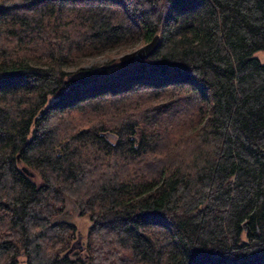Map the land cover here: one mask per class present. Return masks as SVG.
I'll list each match as a JSON object with an SVG mask.
<instances>
[{"label":"trees","instance_id":"obj_1","mask_svg":"<svg viewBox=\"0 0 264 264\" xmlns=\"http://www.w3.org/2000/svg\"><path fill=\"white\" fill-rule=\"evenodd\" d=\"M257 50L264 0H0V264H264Z\"/></svg>","mask_w":264,"mask_h":264},{"label":"water","instance_id":"obj_2","mask_svg":"<svg viewBox=\"0 0 264 264\" xmlns=\"http://www.w3.org/2000/svg\"><path fill=\"white\" fill-rule=\"evenodd\" d=\"M159 42H160V33L157 32L153 35V37L150 40L120 54L119 60L123 64L132 63L137 60H140L148 56L158 46ZM25 168L27 167L25 166ZM30 173L32 172L30 171Z\"/></svg>","mask_w":264,"mask_h":264},{"label":"rangeland","instance_id":"obj_3","mask_svg":"<svg viewBox=\"0 0 264 264\" xmlns=\"http://www.w3.org/2000/svg\"><path fill=\"white\" fill-rule=\"evenodd\" d=\"M138 45H140V44H137V45L133 46L132 48H135ZM125 51H127V50H125ZM125 51H123V52H125ZM122 53H120V54H122ZM120 54L118 56H120ZM255 54L258 55L262 60H264V51L263 50H257V51H255ZM71 217L77 222L81 236L85 237L87 226L90 222L89 218L86 216H80L78 214L77 210H75V209L72 210Z\"/></svg>","mask_w":264,"mask_h":264}]
</instances>
